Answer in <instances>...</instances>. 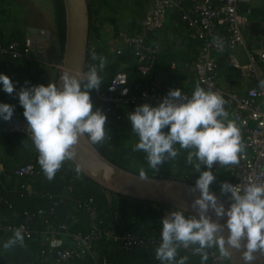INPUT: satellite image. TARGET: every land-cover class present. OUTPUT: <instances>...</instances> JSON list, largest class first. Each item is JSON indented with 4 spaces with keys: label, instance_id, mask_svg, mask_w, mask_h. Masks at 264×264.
Segmentation results:
<instances>
[{
    "label": "built area",
    "instance_id": "1",
    "mask_svg": "<svg viewBox=\"0 0 264 264\" xmlns=\"http://www.w3.org/2000/svg\"><path fill=\"white\" fill-rule=\"evenodd\" d=\"M146 1L144 16L136 28L120 29L104 22L97 25L102 32L120 41L117 55L127 56L132 68L117 72L108 83L102 82L96 89L95 102L104 113L131 126L128 115L138 105L155 106L170 90L176 89L158 72L162 52L158 36L165 27L168 12L177 9L186 40L196 48L195 60L186 67H193L200 87L224 97L228 118L240 128L243 150L239 162L223 167L217 162L213 172L229 174L234 178L233 184L240 186L249 181L264 182V84L261 83L264 73L256 67L254 54L246 49L244 35L250 24L251 8L258 0ZM260 41L264 61V34ZM91 53L93 66L98 70L101 62L95 46ZM240 53L245 54V62ZM222 56H227L228 66L237 72L239 80L248 82L246 87L221 84ZM4 57L35 63L41 62L43 56L34 38L26 36L22 44L0 43V58ZM23 113L24 109H20L10 121H0V144L6 143L9 149L16 134L32 141ZM56 176L58 188L47 189L40 187L46 176L39 164L17 165L8 174L4 164H0V177L22 181L15 189L0 195V251L6 249L3 244L17 228H22L27 245L38 247L36 255L27 252L24 260L31 262L34 256L38 264H110L107 255L115 258L124 251L136 255L156 251L161 234L154 236L141 228L119 233L107 223L105 212L91 191L98 188L103 197L106 193L93 183L82 182L73 164L65 161ZM14 194L27 199L34 207H16L12 200ZM196 247L181 246L178 252L201 256L195 252ZM206 251L209 264H225L231 259L221 258L217 248Z\"/></svg>",
    "mask_w": 264,
    "mask_h": 264
},
{
    "label": "clouds",
    "instance_id": "2",
    "mask_svg": "<svg viewBox=\"0 0 264 264\" xmlns=\"http://www.w3.org/2000/svg\"><path fill=\"white\" fill-rule=\"evenodd\" d=\"M99 67H104L103 58ZM101 85L102 78L93 66L87 72L77 69L63 73L59 85H33L17 93L39 153L38 163L49 181L66 160L75 159L76 145L82 137L93 145L107 137L108 117L95 108L91 98V90ZM0 86L9 94L15 90L12 79L4 73H0ZM225 104L220 93L197 85L190 96L179 88L172 89L155 106L144 103L128 115L132 132L138 137L133 151H143L150 168L157 169L176 158L179 150L175 146L179 145L190 150L187 162L199 173L194 187L187 189L200 193L192 202L198 215L177 207L161 221V242L156 248L161 264H186L187 257H176L181 246L190 245H198L195 252L201 254V264H206L209 248H217L221 258L240 253L244 264H252L257 253L264 257V182L249 181L243 186L221 182V194L231 201L227 208L210 188L216 180L214 164H236L243 150L240 128L228 118ZM14 110V105L0 102V119L10 121ZM194 158L197 163H193ZM75 171L79 176L83 169L77 164ZM139 178L147 180L144 169ZM210 210L217 219H212ZM225 216L226 224L220 223ZM225 227L227 236L223 234ZM24 241L22 228H17L3 247L11 249Z\"/></svg>",
    "mask_w": 264,
    "mask_h": 264
},
{
    "label": "trees",
    "instance_id": "3",
    "mask_svg": "<svg viewBox=\"0 0 264 264\" xmlns=\"http://www.w3.org/2000/svg\"><path fill=\"white\" fill-rule=\"evenodd\" d=\"M137 1V2H136ZM139 0H88L89 6V15H90V35H89V48H88V59L86 64L85 71L87 72L94 64L92 63V53L91 48L95 46L96 55L98 60L101 62V50L98 45H95L93 41L95 39H101L102 31L98 28V24L100 22H104L102 20L100 14L103 9H108L113 14L117 13L119 10L126 9L130 7L132 4H137ZM140 2V10L138 15L141 17L142 12H144V8L146 7L147 1L141 0ZM54 11H55V26L57 31V42L59 45L60 58L63 57L64 44H65V10L64 4L62 0H52ZM132 3V4H131ZM116 5H120L119 7ZM251 16H250V24L245 30L244 35L249 37H261L264 34V23L262 18V10L257 8H251ZM144 16V14H143ZM255 16V17H254ZM254 17V18H253ZM26 38V34L21 31H17L16 33L5 36L0 34V43L6 44L13 41H18L20 44L24 42ZM196 55V53H195ZM195 55L190 57V59L186 60L185 57H182L183 63H192L195 60ZM162 58L171 64L175 61L181 59V55L178 53H169V52H161L159 55V63H158V72L160 67L162 66ZM1 59V58H0ZM2 60L10 61V58L4 57ZM131 60L123 55L116 56L113 58V63L109 65H105L101 70L100 67L98 69V73L102 78V82L104 83V79L107 83L110 81L111 77L114 76L118 69L122 64L130 63ZM27 63V62H25ZM91 64V67L89 66ZM170 64V65H171ZM39 75L42 73L40 71ZM39 78V76H38ZM43 81V80H41ZM168 81V80H167ZM45 84L46 82L37 81L36 84H28L23 87H30L33 85ZM105 84V83H104ZM173 85V84H172ZM21 87L20 90L23 88ZM96 89L91 90V98L94 103L95 108L101 109L98 103L95 102ZM21 109H24L23 107ZM102 110V109H101ZM103 111V110H102ZM104 112V111H103ZM108 119L106 121L107 128V137L101 144L94 145L100 153H102L108 160L117 166L139 174L141 169H144L146 177L150 178H162L167 177L169 173V165L167 160L164 164L160 165L157 169H152L149 167L146 154L143 151H133L134 146H131L130 149L122 146L125 145L127 140L134 136L135 134L132 132L131 126L125 124L123 121H119L115 116L106 114ZM120 142L121 144L117 143ZM11 147L9 150L12 151L13 160H2V156H0V164H4L6 169V174H8L11 169H13L17 165H23L28 163H38L39 153L36 150L32 141L28 140L25 136L16 134L11 139ZM179 150V155L174 158L175 162L178 165L187 164V155L190 151L189 149L180 148L179 145L176 146ZM66 162L72 165L71 161L66 160ZM195 160L193 163H197ZM40 165V164H39ZM171 169V168H170ZM202 170H206V168L202 165ZM220 175L217 177V184L220 187L221 182L228 181L233 183L234 178L227 173L219 172ZM82 178V182L84 183H93L90 179L86 178L82 173L80 174ZM199 173H196V179L198 178ZM58 176L51 181L47 178L40 183V187L55 190L58 188ZM20 182L17 179H9L0 177V195H4L7 192L15 189ZM95 184V183H93ZM96 185V184H95ZM99 187L98 185H96ZM104 191V193H109L111 195V200L107 199V197H103L98 188H95L91 191V195H93L98 202L101 209L105 212L104 217L108 224L114 226L117 232L123 233L127 229L133 228H141V230L150 231L151 235H159L161 234L162 229V217L163 211L165 209H169L165 205L134 199L129 197H124L118 194H114L108 190H105L99 187ZM12 200L14 201L16 207L18 208H33V204H31L27 199H20L16 194L12 195ZM171 209V208H170ZM173 210V209H171ZM214 249V248H209ZM4 250V254L1 252ZM0 251V264H23L21 259L25 258V254L30 252L32 255H36L38 252V247L35 244L27 245L24 242L23 245L17 244L15 247ZM135 253L129 252H121L115 258L111 255H107V260L110 264H130L131 261L135 258ZM190 256L191 264H201V256L188 254ZM231 261L229 259L225 264H228ZM30 263L38 264L35 259H33ZM158 264V262H156ZM206 264H209L208 260Z\"/></svg>",
    "mask_w": 264,
    "mask_h": 264
},
{
    "label": "crops",
    "instance_id": "4",
    "mask_svg": "<svg viewBox=\"0 0 264 264\" xmlns=\"http://www.w3.org/2000/svg\"><path fill=\"white\" fill-rule=\"evenodd\" d=\"M116 6L119 7L120 5ZM135 6V4H132L130 7L121 9L115 14L105 8L101 11L100 16L104 20V23L114 25L120 29L136 28L143 17L140 18L138 15L139 10ZM17 31L24 32L26 36L33 37L36 41V46L39 48L42 46V42L46 37L45 35L53 36L55 34L57 36L52 0H0V34L9 36ZM261 37L256 38L246 35L245 43L246 49L254 54L256 67L264 73V61L261 59V52L263 51L260 43ZM158 40L162 44V52L178 53L181 55V59L172 64L162 58L161 63L165 68L160 67L159 74L173 84L176 89L179 88L183 93L192 94L198 85L195 70L193 67H186L189 63H183L182 57H185L186 60L190 59V57L195 55L196 48L186 40L177 9H172L168 12L165 27L159 33ZM93 43L98 45L101 50L100 57L103 58L104 66L113 63V58L117 56V50L121 48L120 41L110 36L108 32H102L101 39H95ZM240 58L245 62L246 57L244 53H240ZM37 63L39 64L40 62L13 63L0 59V73L7 74L15 85V90L12 94L3 91L2 86H0V102L14 105V114L22 108L17 95L20 88L31 83L36 84L39 81ZM221 63V84L227 85L229 83L237 86L241 84L243 87L248 85L247 81L241 82L237 72L229 68L227 56L221 57ZM122 66L131 67L132 62L125 65L122 64ZM0 121L5 120L0 119ZM216 181L217 176L213 183L215 184ZM171 211L170 208L165 209L162 219ZM181 257H187L186 264H191L188 254L178 253L176 259L179 260ZM146 262L153 264L159 262L156 259V251L135 255L134 260L130 264H143Z\"/></svg>",
    "mask_w": 264,
    "mask_h": 264
},
{
    "label": "water",
    "instance_id": "5",
    "mask_svg": "<svg viewBox=\"0 0 264 264\" xmlns=\"http://www.w3.org/2000/svg\"><path fill=\"white\" fill-rule=\"evenodd\" d=\"M65 10V44L62 57V68L56 79V84L61 83L63 73L80 70L85 72L90 35V15L88 0H62ZM71 163L76 167L79 164L82 174L99 187L114 194L124 197L146 200L173 209L184 207L188 214H197L192 208V202L200 193H190L188 188L194 185L172 181L162 178H150L141 180L139 174L123 169L108 160L99 150L82 137L76 145V156ZM220 202L224 203L222 200ZM225 207H229L224 203ZM213 220L217 219L213 211H209ZM227 217L220 220L226 224ZM223 234L227 236L228 230L225 227ZM235 264H244L241 254L231 256ZM252 264H264L261 256L257 253V259Z\"/></svg>",
    "mask_w": 264,
    "mask_h": 264
},
{
    "label": "rangeland",
    "instance_id": "6",
    "mask_svg": "<svg viewBox=\"0 0 264 264\" xmlns=\"http://www.w3.org/2000/svg\"><path fill=\"white\" fill-rule=\"evenodd\" d=\"M137 2V1H136ZM139 3L135 4V8L137 10H140V2L142 3L141 0L138 1ZM139 5V6H138ZM254 8H257L259 10H262V18L264 19V0H258L254 5ZM126 14V13H125ZM143 17V12H142V16L140 18ZM264 23V20H263ZM45 39L42 42V46L40 47V50L42 51V59L41 62L36 65L37 66V71H40L42 74L39 75V82H46V84H49L50 82L56 83V79L60 73V70L62 68V59L60 58V48L57 42V36L54 34L53 36H49V35H45ZM132 67L130 66H122L118 69L117 72L119 71H130ZM39 74V72H38ZM43 80V81H41ZM105 83H107L106 80H104ZM138 142V137L135 135L131 136L127 142L125 143V145H122L128 149L131 148V146H135V144ZM119 144H121L119 141L117 142ZM6 143L0 144V156H2V160H13V156H12V151L9 150L8 146L6 147L5 145ZM15 159V158H14ZM20 165V164H19ZM169 165V173L167 175V177H162V179H167V180H172V181H181V182H185V183H189L192 185H195L196 182V171L193 167L192 164L187 163L185 164H181L178 165L177 162H175V159H169L168 162ZM171 168V169H170ZM214 174L218 177V175H220L219 173L214 172ZM217 182V181H216ZM215 182L212 183V185L210 186L211 191H213L220 200H222L227 206L230 207V201L228 200L227 196H224L221 194L220 192V187L218 186V184ZM214 184V185H213ZM107 199L111 200V195L109 193H106ZM168 208H171L169 206H166ZM173 209V208H171ZM8 250V249H5ZM180 253V252H178ZM1 254H4V250L1 252ZM184 254V253H181ZM263 263H264V257H262ZM34 259V256H33ZM21 262L23 264H32L30 262H26L23 259H21ZM228 264H235L233 259L231 258V261Z\"/></svg>",
    "mask_w": 264,
    "mask_h": 264
}]
</instances>
